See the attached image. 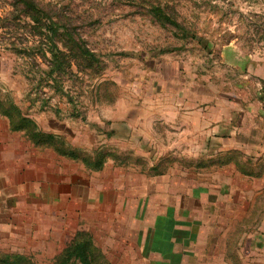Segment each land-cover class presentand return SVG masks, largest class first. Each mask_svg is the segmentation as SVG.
I'll return each mask as SVG.
<instances>
[{"label":"rangeland","instance_id":"rangeland-1","mask_svg":"<svg viewBox=\"0 0 264 264\" xmlns=\"http://www.w3.org/2000/svg\"><path fill=\"white\" fill-rule=\"evenodd\" d=\"M35 1L71 64L50 74L23 3L0 0V110L29 120L0 112V256L55 264L87 239L103 264H264V0Z\"/></svg>","mask_w":264,"mask_h":264},{"label":"trees","instance_id":"trees-1","mask_svg":"<svg viewBox=\"0 0 264 264\" xmlns=\"http://www.w3.org/2000/svg\"><path fill=\"white\" fill-rule=\"evenodd\" d=\"M26 8L27 13L30 14L34 24V28L38 30V32L34 31V34L42 35L43 39L47 44L46 51L49 52V62L48 68L49 73H55V77H60L71 64V57L68 54V51H71V42L74 40L71 32H67L65 30V26L57 23L50 14L45 10V8L37 3L35 0H19ZM150 11L156 17L161 19H165V21L170 24L182 29L183 32H188L184 24L178 21L175 17L171 16L167 11L164 10L163 6L160 3L153 4L150 7ZM61 27L63 28L62 30ZM42 28L44 31L42 32ZM42 32V33H41ZM193 37H197L198 40L200 37L195 33H192ZM68 35V36H67ZM58 41L62 43L65 47L62 49L58 45ZM66 49V50H65ZM82 53L87 56H93V53L86 48L81 49ZM42 55L45 56L44 51ZM55 77H52L55 79ZM53 79V80H54ZM56 80V79H55ZM57 81V80H56ZM59 88V87H58ZM0 112L8 115L10 117V122H12L13 129H20L23 126H26L29 122L28 119H21V121L14 122L12 119V112L8 109H2ZM33 136H43V139L46 143L51 144V139L56 138L57 135H54L50 132H43L39 130H35L32 133ZM39 142V141H36ZM58 152L68 154L71 157H79V152L76 148L63 147V146H54ZM95 151V150H94ZM82 161L88 164V166L98 167L101 165L103 159V155L101 158L92 157L94 159V165L91 164L89 157L86 155H81ZM90 242L87 239H74L72 240L57 256L55 260V264H103L100 260H98L97 256L94 254L91 249ZM0 264H36L32 261H29L24 255L15 253V254H5L0 256Z\"/></svg>","mask_w":264,"mask_h":264},{"label":"crops","instance_id":"crops-1","mask_svg":"<svg viewBox=\"0 0 264 264\" xmlns=\"http://www.w3.org/2000/svg\"><path fill=\"white\" fill-rule=\"evenodd\" d=\"M250 65H251L249 68L250 73H254L259 78L264 79V62H257V61L253 62V61H251ZM228 113L230 114V112H228ZM220 117H222V119H223L224 115H221ZM223 142L227 143V141H225V140H223ZM1 173L2 172H1V154H0V177H1Z\"/></svg>","mask_w":264,"mask_h":264}]
</instances>
